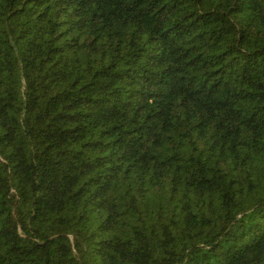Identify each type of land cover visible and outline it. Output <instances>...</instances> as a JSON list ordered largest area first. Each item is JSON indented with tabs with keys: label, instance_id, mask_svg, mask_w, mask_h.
I'll return each mask as SVG.
<instances>
[{
	"label": "trees",
	"instance_id": "16d2710c",
	"mask_svg": "<svg viewBox=\"0 0 264 264\" xmlns=\"http://www.w3.org/2000/svg\"><path fill=\"white\" fill-rule=\"evenodd\" d=\"M0 264H264V0H0Z\"/></svg>",
	"mask_w": 264,
	"mask_h": 264
}]
</instances>
